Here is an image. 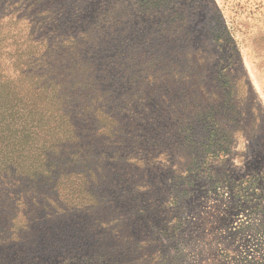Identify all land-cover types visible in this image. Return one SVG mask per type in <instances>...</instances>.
Here are the masks:
<instances>
[{
	"label": "rangeland",
	"instance_id": "obj_1",
	"mask_svg": "<svg viewBox=\"0 0 264 264\" xmlns=\"http://www.w3.org/2000/svg\"><path fill=\"white\" fill-rule=\"evenodd\" d=\"M0 101V264H264V0H0Z\"/></svg>",
	"mask_w": 264,
	"mask_h": 264
},
{
	"label": "trees",
	"instance_id": "obj_2",
	"mask_svg": "<svg viewBox=\"0 0 264 264\" xmlns=\"http://www.w3.org/2000/svg\"><path fill=\"white\" fill-rule=\"evenodd\" d=\"M29 101V100H28ZM41 105V104H40ZM43 106V105H42ZM28 107H33L32 111L27 112V119H29L28 122L25 120V127L24 130L28 131L31 128H34L35 130H41V129H47V135L51 132V129H54L52 131L53 133L56 131V121L49 118L47 114H41L35 111L36 104L32 102V105H29ZM45 106H43L44 108ZM23 116H25L23 114ZM22 116V117H23ZM15 121V104L14 103H8L4 104L2 101H0V145H5L7 143H10L9 141L13 140V134L11 133V129L15 128V124L12 122ZM67 126H70L68 124ZM7 132L10 136V139L7 141V138H3L2 136L7 137ZM3 150V148H2ZM2 151L0 150V153ZM12 156H15V151L11 152ZM38 160H41L42 158L40 156H37ZM36 158V159H37Z\"/></svg>",
	"mask_w": 264,
	"mask_h": 264
}]
</instances>
